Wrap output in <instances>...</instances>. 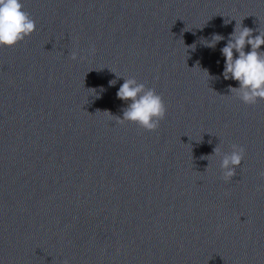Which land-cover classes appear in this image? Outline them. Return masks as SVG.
Returning <instances> with one entry per match:
<instances>
[{"label":"water","instance_id":"obj_1","mask_svg":"<svg viewBox=\"0 0 264 264\" xmlns=\"http://www.w3.org/2000/svg\"><path fill=\"white\" fill-rule=\"evenodd\" d=\"M21 2L36 30L0 47V264H264V100L231 94L221 53L236 22L264 31V0ZM123 78L162 96L155 131L116 122ZM233 143L225 182L213 152Z\"/></svg>","mask_w":264,"mask_h":264},{"label":"clouds","instance_id":"obj_2","mask_svg":"<svg viewBox=\"0 0 264 264\" xmlns=\"http://www.w3.org/2000/svg\"><path fill=\"white\" fill-rule=\"evenodd\" d=\"M35 30L36 23L30 14L24 11L21 0H0V47H14ZM253 32L252 28L242 24L237 25L236 22L226 45L221 49L225 58L224 79H233L239 83V87H230L229 90L247 105L264 100V51L260 50L264 45V31H258L259 34L255 36ZM224 39V36L214 34L211 41L207 42V46L214 48ZM246 45H250L251 48L248 52L245 51ZM234 51L238 53V57H234ZM77 56V52L71 53L72 60H76ZM123 79L124 83L116 96L128 102V106L122 110V118L116 117V122L119 124L131 122L145 131H155L167 112L162 96L157 94L154 88L138 83L135 78ZM109 83L114 85L116 81ZM213 153L221 158L219 167L222 171V179L225 182L231 181L236 175V168L242 164L244 147L233 143L230 153H222L219 147H216ZM207 157L209 156H202L201 159H207ZM260 176L264 178V172H261ZM64 264H68V261H64Z\"/></svg>","mask_w":264,"mask_h":264}]
</instances>
